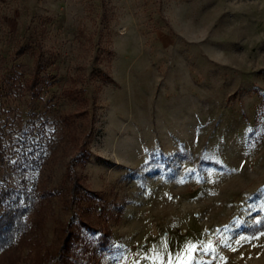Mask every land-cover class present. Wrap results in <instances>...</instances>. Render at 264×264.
<instances>
[{"label": "rangeland", "instance_id": "1", "mask_svg": "<svg viewBox=\"0 0 264 264\" xmlns=\"http://www.w3.org/2000/svg\"><path fill=\"white\" fill-rule=\"evenodd\" d=\"M76 111L92 264H264V0H0V187L58 186ZM76 211L54 198L44 247Z\"/></svg>", "mask_w": 264, "mask_h": 264}, {"label": "trees", "instance_id": "2", "mask_svg": "<svg viewBox=\"0 0 264 264\" xmlns=\"http://www.w3.org/2000/svg\"><path fill=\"white\" fill-rule=\"evenodd\" d=\"M17 50V54L24 52L21 48ZM42 64L41 59H36L31 77L24 82L26 91L32 96L39 85ZM62 94L71 100L84 101L85 98L81 90L72 88L64 89ZM79 112L67 113L61 118V131L69 142L75 143L76 149L66 163L58 186L46 187L36 181L29 187H0V264H15L22 247H27L32 254L30 264H92L95 248H100L95 255L108 250L105 249L110 243L108 231L102 229L96 245L80 233L81 228L95 231L92 213H99L101 207L97 209L93 202L100 198L99 194L87 189L74 173L75 165L89 157L84 140L79 142L78 136L87 135L91 125L84 129L81 118L77 120L82 114ZM54 198L76 208V221L74 224L58 223L54 229V245L44 247L42 230ZM29 212L30 218L27 217Z\"/></svg>", "mask_w": 264, "mask_h": 264}]
</instances>
